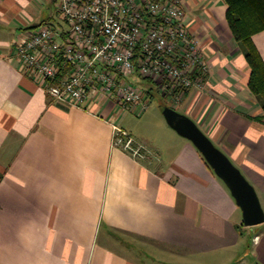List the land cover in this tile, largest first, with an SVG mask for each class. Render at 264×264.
<instances>
[{"label": "crops", "instance_id": "0c3cea01", "mask_svg": "<svg viewBox=\"0 0 264 264\" xmlns=\"http://www.w3.org/2000/svg\"><path fill=\"white\" fill-rule=\"evenodd\" d=\"M182 2L209 73L177 110L240 168L264 208V111L228 5ZM51 3L0 0V264H188L227 253L232 264H264V223L243 224L230 190L189 140L164 130L172 140L161 146L120 125L144 147L134 155L114 144L125 113L116 102L54 103L24 73L14 43L45 23L63 26ZM253 41L264 61V32Z\"/></svg>", "mask_w": 264, "mask_h": 264}, {"label": "built area", "instance_id": "2783aa9c", "mask_svg": "<svg viewBox=\"0 0 264 264\" xmlns=\"http://www.w3.org/2000/svg\"><path fill=\"white\" fill-rule=\"evenodd\" d=\"M63 26L45 23L18 38L15 58L54 103L85 108L107 98L140 116L153 96L178 109L209 73L202 42L187 25L182 0H59ZM139 75L147 88L130 81ZM116 147L140 155L131 134L113 125Z\"/></svg>", "mask_w": 264, "mask_h": 264}, {"label": "water", "instance_id": "95a60500", "mask_svg": "<svg viewBox=\"0 0 264 264\" xmlns=\"http://www.w3.org/2000/svg\"><path fill=\"white\" fill-rule=\"evenodd\" d=\"M162 112L168 125L196 147L214 173L230 190L242 211L243 224L246 227L263 224L264 208L259 194L231 158L213 142L190 116L168 106H162Z\"/></svg>", "mask_w": 264, "mask_h": 264}, {"label": "trees", "instance_id": "16d2710c", "mask_svg": "<svg viewBox=\"0 0 264 264\" xmlns=\"http://www.w3.org/2000/svg\"><path fill=\"white\" fill-rule=\"evenodd\" d=\"M227 22L251 67L249 88L264 111V61L253 41L254 35L264 32V0H225ZM148 95L151 83L145 80ZM166 103V100H165ZM162 104L166 106V104ZM264 121V115L259 119Z\"/></svg>", "mask_w": 264, "mask_h": 264}, {"label": "rangeland", "instance_id": "374dc122", "mask_svg": "<svg viewBox=\"0 0 264 264\" xmlns=\"http://www.w3.org/2000/svg\"><path fill=\"white\" fill-rule=\"evenodd\" d=\"M58 1L59 0H53V3L48 5V9L51 10L50 15H54L55 19H59V14L57 13V10L55 9V4H57L58 8ZM130 81L136 84H139L141 87L145 86V79H143L139 73H136L130 78ZM165 103V99L162 96H157L153 101L150 102L149 109L145 112V114L140 117L137 115H134L130 112H125L123 115H121V118L118 119L119 125H128V128H134V132L136 135L142 137H149L154 140H156L158 143H161V146H164V143L168 140H172L171 137H168L164 130H167L168 132H173L174 134L176 131L173 130L167 123L163 112H162V104ZM166 106L172 107V102L166 101ZM182 103L176 104V106H179ZM120 109V108H119ZM123 116V117H122ZM219 147V146H218ZM220 148V147H219ZM221 149V148H220ZM232 253H227L223 255H212L208 257H193L188 260L189 262L192 261L190 264H232L233 260ZM148 264H153L151 262H147Z\"/></svg>", "mask_w": 264, "mask_h": 264}]
</instances>
